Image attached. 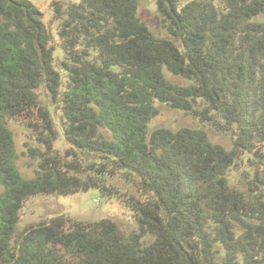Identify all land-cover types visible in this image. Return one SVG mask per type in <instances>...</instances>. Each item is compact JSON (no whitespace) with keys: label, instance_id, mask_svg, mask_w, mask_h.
<instances>
[{"label":"trees","instance_id":"trees-1","mask_svg":"<svg viewBox=\"0 0 264 264\" xmlns=\"http://www.w3.org/2000/svg\"><path fill=\"white\" fill-rule=\"evenodd\" d=\"M153 1L166 38L137 0L54 2L56 28L0 0V264H264V0ZM160 106L196 127L151 128ZM90 189L136 228L61 214L17 230L28 199Z\"/></svg>","mask_w":264,"mask_h":264},{"label":"rangeland","instance_id":"rangeland-1","mask_svg":"<svg viewBox=\"0 0 264 264\" xmlns=\"http://www.w3.org/2000/svg\"><path fill=\"white\" fill-rule=\"evenodd\" d=\"M43 14L45 22L49 27L57 26V21L54 17V2H61L65 6L68 3H78L79 0H30ZM138 9L137 15L139 19L145 23L151 32L160 38H166V31L162 28L160 18L156 13V6L153 0H137ZM190 0H180L181 5ZM52 43L54 45V61L57 68H60V63L63 59V51L58 40L55 29L52 30ZM56 117V116H55ZM196 122L180 111L170 109L166 106H160V115L153 119L151 128L167 127L178 129L180 127L190 126L196 127ZM9 128L13 132L15 139V147L17 159L16 167L20 174L25 178L33 177L35 162L32 161L26 154V131L24 128L15 122L9 123ZM60 130V126H57ZM207 129L211 141L219 143L225 147H230V141L227 136L220 135L209 127ZM56 142V147L64 146L62 134ZM230 182L236 184L235 174L229 173ZM123 188L124 184L121 181L117 182ZM133 192V190H131ZM69 215L75 219L83 221H96L102 218H109L118 223L125 231L131 232L136 226L132 217V212L125 206L124 203L118 200L117 197H103L97 189H90L86 192H77L74 194L62 195H38L28 199L22 209L20 222L17 224V230H21L31 224H36L42 220L48 219L56 215Z\"/></svg>","mask_w":264,"mask_h":264},{"label":"water","instance_id":"water-1","mask_svg":"<svg viewBox=\"0 0 264 264\" xmlns=\"http://www.w3.org/2000/svg\"><path fill=\"white\" fill-rule=\"evenodd\" d=\"M55 28H56V26H55Z\"/></svg>","mask_w":264,"mask_h":264}]
</instances>
